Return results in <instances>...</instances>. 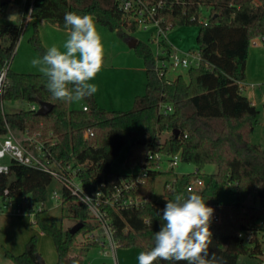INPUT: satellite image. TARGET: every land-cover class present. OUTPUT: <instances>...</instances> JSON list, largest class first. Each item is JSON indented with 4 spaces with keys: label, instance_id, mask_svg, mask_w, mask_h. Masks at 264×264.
Masks as SVG:
<instances>
[{
    "label": "trees",
    "instance_id": "16d2710c",
    "mask_svg": "<svg viewBox=\"0 0 264 264\" xmlns=\"http://www.w3.org/2000/svg\"><path fill=\"white\" fill-rule=\"evenodd\" d=\"M148 1L164 2L157 11L162 26H200L196 39L201 63L189 69L188 80L182 76L170 83L160 80L150 47L138 41L133 51L143 62L146 91L135 97L131 110L106 111L93 96L83 99L80 108L69 109L68 102L52 98L43 75L8 69L0 98V136L7 130L38 136L57 161L76 170L77 178L90 192L108 193L130 178L112 171L115 160L128 148L126 165L148 169L146 184L137 195L150 200L137 210L109 214L120 247L142 251L154 246L153 235L161 222L158 214L162 215L166 204L152 199L154 180L161 173L151 169L155 162L148 160V155H179L182 163L195 167V172L177 177L171 194L187 196L189 181L200 178L203 186L196 193L214 209L213 215L220 217L219 223L210 224L213 236L209 253L215 252L223 264H261L255 224L264 219V148L251 142L259 111L243 96L239 83L246 77L250 43L257 38L264 42V0ZM118 5V0H22L18 23L0 27V70L10 64L28 15L68 32L66 12L89 14L98 25L125 39L127 31L135 32L137 27L128 25ZM6 7L0 3V18L5 16ZM202 8L209 12L202 21L206 25L199 22ZM30 42L34 45V38ZM37 51L41 57L46 52L41 46ZM38 102L50 103L53 109L46 116H37L29 107ZM5 103H25L28 109L7 113ZM163 107H170L172 112L164 114ZM175 130L179 132L177 136ZM89 133L92 136L86 138ZM163 134L167 137L161 141ZM208 165L215 167V173L200 176L199 172ZM53 183L42 172L11 163L9 174L0 176V194L8 189L16 197L30 196L34 204H41L48 201ZM221 193L233 196V202L222 205ZM250 198L252 203L247 205ZM61 208L67 209L69 220L83 224L77 234L70 235L69 229L41 220L43 211L37 213L35 224L51 238L56 264H84V253L98 248V244L85 239V244L78 246L77 236L94 233L96 226L90 222L87 209L66 191ZM239 232L253 233L249 246L239 240ZM36 243V237H32L22 254L5 251L4 257L13 264H38ZM156 264L170 262L158 260Z\"/></svg>",
    "mask_w": 264,
    "mask_h": 264
},
{
    "label": "built area",
    "instance_id": "2783aa9c",
    "mask_svg": "<svg viewBox=\"0 0 264 264\" xmlns=\"http://www.w3.org/2000/svg\"><path fill=\"white\" fill-rule=\"evenodd\" d=\"M118 2L120 13L122 12L126 17L128 25L135 24L136 30L139 28L147 30L148 26L155 29V32L151 34V38H153L151 42L157 45L158 53L156 55L152 54L155 60V73L160 80L170 83L171 79L168 75L171 72L182 69L189 70V68H197L200 65L201 57L198 53L179 52L167 43L166 32L171 29V26H162L160 19L157 18V11L162 8L164 2L159 1L156 4L148 0H118ZM26 20H30V15L27 16ZM200 23L206 25L207 22L201 21ZM8 69H10L9 64L6 63L2 70L7 72ZM4 84L5 81L0 84V98ZM29 108L33 112L38 110L37 105H32ZM83 110L86 111V107H83ZM161 110L164 114L172 112L170 107H163ZM91 136L92 133H89L85 137ZM2 137L4 139L0 142V176L9 174L11 163L48 175L53 182L60 186L59 191L51 190L48 200L61 203L63 192L66 191L78 205L84 206L88 211L90 222L96 226V231L87 234L86 239H91L93 243L98 244L96 249L100 250L99 254L103 258H111L115 262L116 250L120 247V244L115 237L116 229L109 212H120L128 209L137 210L149 202L150 199L147 196L137 195L138 190L146 184L148 169L139 167L137 173L129 175L130 178L122 180L108 193L101 190L90 192L77 178L76 170L70 164L63 165L57 161L38 136L25 135L23 140L20 141L16 138L14 132L7 130L6 135ZM148 160L155 162L154 167L151 168L152 170L162 173L163 165L166 166L167 171H171L177 166L180 158L179 155L166 158L159 153H155L149 154ZM202 186V179L193 178L186 187V193H189V190L196 192ZM166 188L170 189L169 194H171V187ZM35 205L30 196L16 197L8 189L3 190L0 194V214L18 216L26 214L32 218L33 224H35L37 213L44 210L42 207H36ZM212 221L219 223V215H213ZM255 228L258 232L256 237L262 251L260 260L261 264H264V240H261V237L264 236V219L259 220L255 224ZM259 234L262 236L259 237ZM252 235L253 233L250 232H239L238 238L243 244L249 246Z\"/></svg>",
    "mask_w": 264,
    "mask_h": 264
},
{
    "label": "rangeland",
    "instance_id": "374dc122",
    "mask_svg": "<svg viewBox=\"0 0 264 264\" xmlns=\"http://www.w3.org/2000/svg\"><path fill=\"white\" fill-rule=\"evenodd\" d=\"M10 2L7 4L6 7V13L3 18H0V27L5 26H11L18 23V15L20 11V4L22 0H9ZM209 15V12L207 9L202 8L201 9V17L199 21H203L204 18H207ZM28 25H24V30L21 35V38L17 44L16 51L14 53V56L10 62V68L14 72H18L20 74H36V75H43L41 74L37 68H33L31 65V60L34 58H42L38 51L36 46V43L34 45L30 42L32 38L34 40L36 37L34 36V27L30 25V27H27ZM101 28V27H100ZM200 26L199 25H184V26H174L171 29H168L166 32V40L167 43L172 45L176 50L179 52H186V53H192L197 54L198 53V43H197V34L199 31ZM38 34L41 39H45L47 43L54 45V39H58V35L54 31H43L40 30L39 26L37 27ZM102 30V28H101ZM104 32V35L102 37L104 47H105V55L110 56V52L114 51V44L112 42L113 35L108 30L104 29L102 30ZM102 32V33H103ZM155 32V29L151 26H148L147 30H143L142 28L137 29L135 32L128 33V37L134 38L137 41L143 42L147 44L152 53L156 55L158 53V48L155 43H152L151 34ZM61 34V33H58ZM115 36L118 37L116 34ZM122 40V39H121ZM124 40V39H123ZM58 42V41H57ZM258 45L261 52V55H251L249 58V61H247V77L245 80V84L249 86L250 83H257L256 85L259 86L256 87V92H259V94L262 96V101L259 99L258 95V111H260V114L257 118V125L254 129V135L252 137L251 142L256 144L259 143L262 148H264V79H258L259 68L264 69V56H263V48H264V42L262 39L257 38L253 40L250 43L249 50L254 48V46ZM127 46V44H125ZM128 47V46H127ZM62 51L63 48H61ZM248 50V53H249ZM134 52V51H133ZM260 52V53H261ZM135 54V53H134ZM137 57V55H136ZM138 58V57H137ZM189 60H191L189 58ZM195 68V67H192ZM190 69V68H189ZM258 69V70H257ZM114 70L108 69L104 70L102 69L100 74L102 73L105 77V80L107 81L104 88L111 89L109 92H99L97 101L100 108L106 110V111H122L126 112L131 110L133 107V101L129 104L130 99L128 96L129 92H123L126 91V89L130 88V81L129 79H125V72L120 70ZM188 69H182L176 72H171L168 77L169 79L177 78L178 76H182L184 80H188L187 73ZM116 73V74H115ZM102 76V77H103ZM256 77V78H255ZM103 86V85H102ZM112 91V92H111ZM143 94L139 96H143ZM243 96L249 97V88H247L245 91H243ZM83 100L80 102H68L69 109H76L82 106ZM27 104L25 103H5L4 104V110L7 113H15L19 112L21 110H27ZM16 138L20 141L23 140V135L14 132ZM167 137V134H163L161 137V141H163ZM3 137L0 136V142L3 141ZM128 148H124L122 152L120 153L117 160H115V163L112 166V171L119 174V175H133L134 173H137L139 171V167L137 165L134 166H128L126 165L127 157H128ZM163 172L154 180L153 183V201L156 202H166V199H173L174 196L172 194H169L170 189L166 187H171L172 184L175 182L177 177H180L182 175H190L195 172V167L191 164H185L179 161L177 163V166L171 170L167 171L166 166H162ZM215 173V167L208 165L204 167L200 172V176L205 175H211ZM52 189H55L57 191L60 190V186L57 183H53ZM252 198L248 199L246 204L250 205L252 203ZM219 201L222 205H226L228 203L233 202V196H231L228 193H221L219 196ZM36 207H42L43 213L40 215V219L43 220L46 223H55L57 225H61L64 230H68L76 223L69 220L68 212L66 208H61L60 202H55L52 200H48L46 202H43L41 204H36ZM220 219V217H219ZM31 229V236L27 239L26 244L32 237H36L37 243V254L42 258V261H44L45 264H51L54 260L56 264L57 262V254L53 245V242L50 237L44 236L45 244L43 242H39V228L36 226V224H33L31 226H28ZM87 235H78L76 240V245L82 246L84 243V240L86 239ZM262 236L259 234V237ZM261 240H264V236L261 237ZM26 244H24L22 251H24ZM5 251L13 254L10 252L6 247L0 248V264H13L11 261H7V259L4 257ZM142 250L139 248H123L119 247L116 250V260L115 262L112 261L111 258H103L99 252V249H90L86 253H84V264H138L137 256ZM43 255H40V253ZM17 255V254H13ZM44 257V258H43Z\"/></svg>",
    "mask_w": 264,
    "mask_h": 264
},
{
    "label": "clouds",
    "instance_id": "9594fccd",
    "mask_svg": "<svg viewBox=\"0 0 264 264\" xmlns=\"http://www.w3.org/2000/svg\"><path fill=\"white\" fill-rule=\"evenodd\" d=\"M64 21L69 29L62 45L64 51L54 44L42 58L32 59L31 65L46 77L54 100L80 102L98 91L91 81L104 66L105 47L91 15L66 12ZM5 78L6 70H0V84ZM165 201L162 215L158 214L161 222L153 235L154 246L138 254V264H156L158 260L170 264H223L215 252L209 253L214 209L207 206L202 195L189 190L187 196L175 194Z\"/></svg>",
    "mask_w": 264,
    "mask_h": 264
},
{
    "label": "crops",
    "instance_id": "0c3cea01",
    "mask_svg": "<svg viewBox=\"0 0 264 264\" xmlns=\"http://www.w3.org/2000/svg\"><path fill=\"white\" fill-rule=\"evenodd\" d=\"M18 17H19V15H18ZM25 24L28 25L27 27H30V25H32V27H34V31H35L34 36L36 37V39H35L36 46H38V47L41 46L45 50H47L49 47H51L53 45V44H49V42L47 43V41H45V39H43L42 37L40 39L39 34H38L39 31L37 29V27L39 26L40 30L47 31V32L49 30L54 31L56 33V35H58V39L57 40L54 39V41H55L54 44L60 48H63L62 47L63 42L67 39V36H68L67 31L60 30L57 27L52 26L45 21H39V20L33 19L31 17H30V20L25 21ZM95 24H96L97 31L100 33V35L103 36L104 35V32L102 31L103 26L101 27L96 22H95ZM100 27L102 28V30ZM58 33H61V34H58ZM112 35H113L112 42L114 44V51L110 52L111 55L109 57L105 55L104 66L102 69H104V70L111 69V70H114L113 72H115V70H120V71L125 72L124 73L125 79H129L131 87L126 89V91H123V92H129L128 93V96H129L128 99H130V101H129V104H130L132 101H134L135 97L143 94V92L146 91L145 90L146 89L145 69H144L142 60L136 57V55L133 52V49H130L129 47H127L125 45V44H127V40L131 37L127 36L124 40L123 39L121 40L120 38H117L115 36V33H112ZM259 48H261V47H259L258 45L255 44L254 48L249 50L247 61H249V58L251 57L252 54L262 56V52ZM15 51H16V48H15ZM263 56H264V48H263ZM9 68H10V64H9ZM10 70H11V68H10ZM16 73H18V72H16ZM258 73H259L258 79L259 80L264 79V69L262 70V68H259ZM246 75H247V62H246V68H245V76ZM102 76H103V74L99 73L96 76L95 80L91 81L92 83H95L98 86L97 93H95L93 95L97 105H98L97 97H98L99 92H109V90H111V89L104 88L107 81L105 80V77L104 76L102 77ZM246 77H245L244 81L239 83V87L241 89L242 94H243V91H245L247 88H249V97H246V98L249 100L251 105L257 109V107H258V95H259L260 101H262V96L259 94V92H256V90H255L256 87L259 88V86L256 85V84H258L259 81H257V83H250L248 86L245 84ZM175 79L176 78H174L173 80L171 79V82H173ZM83 105L84 104L82 103V106ZM259 114H260V111H259ZM253 135H254V132H253ZM253 135H252V137H253ZM252 137H251V140H252ZM256 144L260 145L259 143H256ZM31 225H33L32 218L26 214L25 215H19V216L18 215H11V214H0V248L6 247L13 254H17V255L22 254L23 253L22 249H23L24 244H26L27 239L32 235L31 229L28 227ZM38 236L40 239L39 242H43V244H45L46 243L44 240L45 235H43L41 232H39ZM39 253H40V255H42L41 252H39ZM54 263H55V260L51 264H54Z\"/></svg>",
    "mask_w": 264,
    "mask_h": 264
},
{
    "label": "water",
    "instance_id": "95a60500",
    "mask_svg": "<svg viewBox=\"0 0 264 264\" xmlns=\"http://www.w3.org/2000/svg\"><path fill=\"white\" fill-rule=\"evenodd\" d=\"M0 3L1 4H8L9 0H0ZM262 34L264 37V29L262 30ZM137 42L138 41L136 39L129 38L127 40V46L130 49H134ZM37 106H38V110L36 111L37 116H46L53 109V105L50 103H47V102H38ZM173 133L175 134V136H177L179 132L177 130H175ZM82 227H83L82 223H76L71 228H69L68 232L70 235H75L82 229ZM36 259L38 261L37 262L38 264H44V262L42 261V258L39 255L36 256Z\"/></svg>",
    "mask_w": 264,
    "mask_h": 264
}]
</instances>
